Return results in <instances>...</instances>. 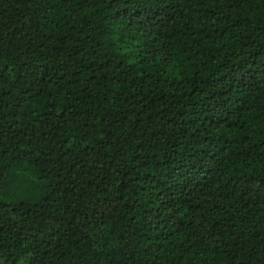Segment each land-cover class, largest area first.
<instances>
[{"label":"trees","instance_id":"16d2710c","mask_svg":"<svg viewBox=\"0 0 264 264\" xmlns=\"http://www.w3.org/2000/svg\"><path fill=\"white\" fill-rule=\"evenodd\" d=\"M0 264H264V0H0Z\"/></svg>","mask_w":264,"mask_h":264}]
</instances>
